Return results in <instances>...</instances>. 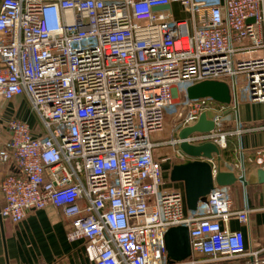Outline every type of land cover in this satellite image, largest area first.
<instances>
[{"label":"built area","instance_id":"1","mask_svg":"<svg viewBox=\"0 0 264 264\" xmlns=\"http://www.w3.org/2000/svg\"><path fill=\"white\" fill-rule=\"evenodd\" d=\"M205 80L264 102V0H0V107L26 96L41 125L0 117V163L12 168L0 216L18 223L59 207L94 264H170L165 235L178 225L192 258L264 264L229 226L251 212L232 208L230 186L189 212L182 191L164 188L158 149L185 140L223 150L242 133L222 128L227 104L188 97ZM176 111L174 134L158 139ZM203 112L215 128L181 139ZM250 161L264 169V148Z\"/></svg>","mask_w":264,"mask_h":264},{"label":"crops","instance_id":"2","mask_svg":"<svg viewBox=\"0 0 264 264\" xmlns=\"http://www.w3.org/2000/svg\"><path fill=\"white\" fill-rule=\"evenodd\" d=\"M34 115L37 120L39 117L31 110L26 96H18L0 107L1 118L16 116L27 120L33 127L36 126ZM238 125L242 126V133L229 137L228 148L222 150V158L238 176L249 179L260 168L250 161V156L257 148H264V102L252 101L241 95L238 109L235 104L227 105L221 120L222 128L233 130ZM174 130L173 126L168 125L165 130L166 138L173 135ZM165 132L158 139H162ZM170 148L173 152L167 156L158 153L165 148L157 150V156L163 163L164 177L170 182L166 187L178 189L185 195L184 183L171 181L170 171L187 156L180 147ZM11 170L10 166L0 163V183ZM231 194L234 210H242L248 206L251 212L249 222L241 223L233 218L230 228L242 230L249 248L258 250L264 259V184L254 182L245 186L238 181L231 186ZM4 204L0 193V208ZM186 210L189 212L187 205ZM70 229V219L55 205L29 210L18 223L0 216V264H94L87 255L84 240L69 238ZM248 259L229 258L225 260V264H240L237 263L239 260H244L242 264H249Z\"/></svg>","mask_w":264,"mask_h":264},{"label":"water","instance_id":"3","mask_svg":"<svg viewBox=\"0 0 264 264\" xmlns=\"http://www.w3.org/2000/svg\"><path fill=\"white\" fill-rule=\"evenodd\" d=\"M169 6H161L167 8ZM249 21H253L250 19ZM190 99L211 97L223 104H235L238 109L239 96L236 89L221 80H205L187 88ZM216 123L212 112H203L198 122L178 133L186 139L193 132H207L215 128ZM186 158L176 163L170 171V180L184 183L185 200L189 211H196L202 202L207 201L209 193L218 186H233L241 181L245 186L251 183L264 184V169L258 168L251 178L238 176L231 166L223 161L222 150L213 142L194 145L183 140L179 145ZM168 262L175 264L186 261L192 256L189 227L178 225L171 227L165 235Z\"/></svg>","mask_w":264,"mask_h":264},{"label":"rangeland","instance_id":"4","mask_svg":"<svg viewBox=\"0 0 264 264\" xmlns=\"http://www.w3.org/2000/svg\"><path fill=\"white\" fill-rule=\"evenodd\" d=\"M175 13L176 14H178V9L176 8L175 9ZM178 91L181 93L182 91H183V88L182 87H178ZM175 105H177V108L179 109V105L178 104H180V102L182 101V97H178V98H176L175 99ZM232 105V104H231ZM178 113V111H176V112H174V113H167V116H166V127H165V130H166V128L168 127V125H171V126H173V122H174V117H175V115ZM34 118H35V121H34V123H36V128L37 129H40V122H38V119L36 120V117H35V115H34ZM165 130H163L164 132H165ZM162 131V132H163ZM167 132V131H166ZM166 132L162 135V138L163 137H165L166 138ZM160 136H158L157 138H159ZM171 152H173V150L169 147V148H165V149H162V150H160V151H158V153H164L166 156H167V154H171ZM171 155H169V157H170ZM168 183H170L169 181H167V179H165V184H164V188H168V187H166V185L168 184ZM193 259H194V261H196V263L195 264H225V260H228V258H226V257H223V258H221V259H219V260H211V259H209L208 257H206V256H200V255H195V257L194 258H190V259H187L186 261H183V262H179V264H191V261H193ZM240 263V264H242V263H244V260H239V261H237V263Z\"/></svg>","mask_w":264,"mask_h":264}]
</instances>
